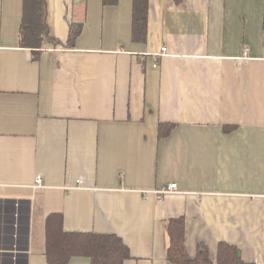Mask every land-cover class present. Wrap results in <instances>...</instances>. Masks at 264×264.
<instances>
[{"label":"crops","instance_id":"crops-1","mask_svg":"<svg viewBox=\"0 0 264 264\" xmlns=\"http://www.w3.org/2000/svg\"><path fill=\"white\" fill-rule=\"evenodd\" d=\"M45 2L61 43L37 48L22 41L30 4L0 0V264H52L54 212L66 231L120 237L124 264H175L180 216L188 258L205 243L217 264L226 241L264 264V0H149L144 42L133 0Z\"/></svg>","mask_w":264,"mask_h":264},{"label":"trees","instance_id":"trees-1","mask_svg":"<svg viewBox=\"0 0 264 264\" xmlns=\"http://www.w3.org/2000/svg\"><path fill=\"white\" fill-rule=\"evenodd\" d=\"M119 0H103L104 5L116 4ZM26 9L22 26V41L30 47L42 48L47 40L58 46L60 40L51 36L47 25V8L45 0H25ZM149 0H133V39L146 41L148 37ZM31 18V20H30ZM83 23H72L69 34V44L79 37ZM35 35L33 37H31ZM32 38V40H31ZM175 124L162 123L159 126V136L165 137ZM171 245L168 250V260L175 264H214L210 258L209 249L205 243L197 246L196 257L190 259L186 255V223L185 218L174 217L169 220ZM45 255L52 264H66L74 256L83 255L91 258L92 264H124L130 258V251L120 237L114 234L76 233L64 229L62 212L51 213L46 222ZM239 248L226 241L218 245L217 264H249L239 255Z\"/></svg>","mask_w":264,"mask_h":264},{"label":"built area","instance_id":"built-area-1","mask_svg":"<svg viewBox=\"0 0 264 264\" xmlns=\"http://www.w3.org/2000/svg\"><path fill=\"white\" fill-rule=\"evenodd\" d=\"M162 51H167V47L164 46L162 48ZM78 183L83 185V180H78ZM82 185H78L80 187H82ZM44 186V181L41 175H37L35 178V182L33 184L34 188H38V187H42ZM178 184L177 183H172L169 184L168 186H164L161 187L160 189H155V190H145L144 194L146 197H148L151 194H154L156 196H158L159 199H163L165 198V196L169 193H176L178 192Z\"/></svg>","mask_w":264,"mask_h":264},{"label":"water","instance_id":"water-1","mask_svg":"<svg viewBox=\"0 0 264 264\" xmlns=\"http://www.w3.org/2000/svg\"><path fill=\"white\" fill-rule=\"evenodd\" d=\"M239 255L241 256V251H239Z\"/></svg>","mask_w":264,"mask_h":264}]
</instances>
